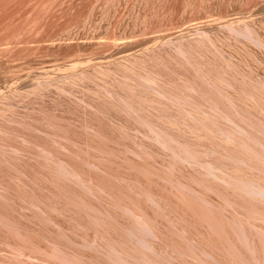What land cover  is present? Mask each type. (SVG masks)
I'll return each mask as SVG.
<instances>
[{
	"label": "rangeland",
	"instance_id": "obj_1",
	"mask_svg": "<svg viewBox=\"0 0 264 264\" xmlns=\"http://www.w3.org/2000/svg\"><path fill=\"white\" fill-rule=\"evenodd\" d=\"M208 1L0 0V264H264V0Z\"/></svg>",
	"mask_w": 264,
	"mask_h": 264
},
{
	"label": "bare ground",
	"instance_id": "obj_2",
	"mask_svg": "<svg viewBox=\"0 0 264 264\" xmlns=\"http://www.w3.org/2000/svg\"><path fill=\"white\" fill-rule=\"evenodd\" d=\"M151 0H140V2H141V4L143 5L144 4V6L146 5V4H148V2H150ZM156 1V0H155ZM158 1V0H157ZM186 1V0H185ZM190 1V0H189ZM210 1V0H209ZM208 1V2H209ZM218 1V0H217ZM221 1V0H220ZM225 1V0H224ZM234 1V0H233ZM188 2V1H187ZM200 2H201V5L203 6V7H205L206 5V2H207V0H200ZM186 3V2H185ZM189 3V2H188ZM211 3V2H210ZM151 4H153V5H155L154 4V1H152V3ZM150 4V5H151ZM158 4V3H157ZM191 4H193V3H191ZM149 5V6H150ZM200 5V4H199ZM201 6V7H202ZM201 7H199V8H201ZM153 7H151V9H152ZM141 9H142V7H141ZM154 9H155V7H154ZM202 9V8H201ZM142 11V10H141ZM148 10H146V12H147ZM135 12V15L133 16V17H135V19L136 18H138L139 16V14H137L136 13V11H134ZM137 14V15H136ZM145 14V13H144ZM153 14V13H152ZM143 15V14H142ZM141 18V17H140ZM139 18V19H140ZM134 19V18H133ZM134 19V20H135ZM143 19V18H142ZM138 20V19H137ZM136 23H137V21H136ZM260 27L262 28L261 30H263V32H264V23L263 24H261L260 25ZM231 28V27H230ZM235 29V28H234ZM232 30H233V28H232ZM237 30V29H236ZM262 32V31H261ZM261 34V33H260ZM217 36V35H216ZM215 37V36H214ZM219 37V36H218ZM222 37V36H221ZM216 39H217V37H215ZM245 38V37H244ZM252 38V39H251ZM247 39L248 40H245L244 42H242L241 41V44H239L240 43V41L238 42L237 41V43H236V45H234L235 47L234 48H232V51H233V54H235V55H238V57H240L241 58V60H243V61H245V62H242L243 64L244 63H246V65H248V66H250L251 64V66H253V64L255 63V60H257V59H261V53H262V50H264V34L262 35H260V36H254V34L253 35H250V37H247ZM249 40H252V41H249ZM222 41V40H221ZM254 42H256L255 43V45L256 44H258L259 45V47H258V45H254L253 43ZM243 43V44H242ZM217 45V44H216ZM232 45V44H231ZM231 48V47H230ZM232 51H230V52H232ZM261 56V57H260ZM127 58V57H126ZM232 60H234V59H232ZM239 60V59H238ZM110 61V60H109ZM235 62V61H234ZM99 63V62H98ZM263 63V62H262ZM238 64V63H237ZM75 65V63L73 64V63H71L70 65H69V67H75L74 66ZM232 65V64H231ZM257 65V64H256ZM103 66V65H102ZM247 66V67H248ZM255 66V65H254ZM253 66V67H254ZM43 68V67H42ZM243 68V67H242ZM245 68H246V66H245ZM245 68H244V70H245ZM52 70V69H51ZM236 71H238V69L236 70ZM258 71V70H257ZM246 75V74H245ZM41 77V76H40ZM45 77H47V75L45 76ZM44 81V80H43ZM42 81V82H43ZM46 81V80H45ZM41 82V81H40ZM39 84V83H38Z\"/></svg>",
	"mask_w": 264,
	"mask_h": 264
}]
</instances>
